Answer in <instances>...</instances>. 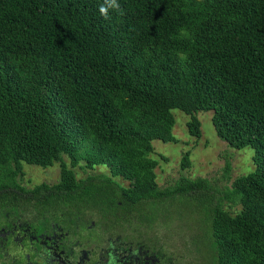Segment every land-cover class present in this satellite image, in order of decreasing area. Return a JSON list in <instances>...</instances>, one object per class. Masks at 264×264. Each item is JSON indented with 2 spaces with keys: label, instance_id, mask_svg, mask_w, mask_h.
I'll use <instances>...</instances> for the list:
<instances>
[{
  "label": "trees",
  "instance_id": "16d2710c",
  "mask_svg": "<svg viewBox=\"0 0 264 264\" xmlns=\"http://www.w3.org/2000/svg\"><path fill=\"white\" fill-rule=\"evenodd\" d=\"M104 2L0 0V219L92 210L109 228L134 213L150 227L172 202L203 227L207 264H264V0H117L108 18ZM172 110L196 140L197 113L212 111L254 169L230 186L180 176L160 188L150 155L175 141ZM23 163H58L59 181L27 189ZM95 166L109 174L74 172Z\"/></svg>",
  "mask_w": 264,
  "mask_h": 264
},
{
  "label": "rangeland",
  "instance_id": "374dc122",
  "mask_svg": "<svg viewBox=\"0 0 264 264\" xmlns=\"http://www.w3.org/2000/svg\"><path fill=\"white\" fill-rule=\"evenodd\" d=\"M172 113L175 120L172 135L175 141L168 143L161 141L152 142L154 151L150 157L157 161V166L153 171L156 176L155 182L160 188L172 185L180 176H186L191 179L198 177L209 179L210 182H214L218 187L223 185L230 186L235 178L245 175L254 169L253 153L250 148L235 150L217 137L211 122L212 111L199 112L196 115L201 129V137L198 140L188 134L186 123L189 117L178 110H172ZM185 153L189 154L190 167L182 170L180 168L181 159ZM65 162H68L66 158ZM226 164H229L230 167L227 175L228 179L224 175ZM22 171L24 175L18 178L19 183L27 189L42 183L52 185L59 181L60 166L58 163L46 168L23 163ZM74 172L77 178H84L87 175L109 174L106 166H95L89 170L75 168ZM113 179L122 186H128L129 184L128 181L120 177ZM225 205V209L231 211L232 214L240 209L238 206L230 208L227 207V204ZM96 212L92 210L90 212L86 211L83 223L86 221L88 223L94 222L95 229L98 230V223L102 220L97 221L98 214ZM135 214L137 213L130 217L131 220L129 222L114 223L112 225L113 228H110V231L105 235L100 233L98 235V232L95 231L94 236L97 237H94L93 243L90 242V238L92 239L93 237L88 238L86 230L82 231L77 228L78 226L69 227L73 231L69 237L73 242L77 241L82 245V248L88 251L93 250V252H97L110 238L115 243H120L116 242L117 239L122 241V245H125V247L129 245L137 247V244H143L149 250H156L159 253V257L164 258V264H207V251L201 243L203 227L195 223V219L189 213V209L177 207V204L172 202H162L154 210V224L150 227H146L147 224L145 222L140 223L142 221L135 218ZM147 214V217L151 218L153 216L149 212ZM33 216V213L30 212L23 213L21 219L29 224L34 221ZM51 217L59 218L61 215L56 214L54 216V213H52ZM196 217H199V215H196ZM1 221L7 222V220L0 219V225ZM36 221L37 223L33 224V227L42 226L41 221ZM58 222H60L59 219ZM63 227L65 228V226ZM10 248L11 252H17L14 245ZM0 264H12V262L2 256Z\"/></svg>",
  "mask_w": 264,
  "mask_h": 264
},
{
  "label": "flooded vegetation",
  "instance_id": "af4514ba",
  "mask_svg": "<svg viewBox=\"0 0 264 264\" xmlns=\"http://www.w3.org/2000/svg\"><path fill=\"white\" fill-rule=\"evenodd\" d=\"M33 220L29 224L23 222L21 217L10 218L7 222L1 221L0 258L3 256L12 264H164L163 257L160 258L159 254L153 255L155 251L147 249L143 244L125 247L122 241L115 243L107 237L109 239L106 244L93 252L82 248V245L77 241L73 242L69 237L73 233L69 227L78 226V229L86 230L88 238L93 237L90 238L93 243L94 237H97L94 236L95 231L98 235H105L110 231L105 223L99 222L97 230L94 222L83 223V219L76 222L64 221L62 215L59 218L33 216ZM36 220L41 221L42 226L33 227ZM12 245L19 254L11 252Z\"/></svg>",
  "mask_w": 264,
  "mask_h": 264
},
{
  "label": "clouds",
  "instance_id": "9594fccd",
  "mask_svg": "<svg viewBox=\"0 0 264 264\" xmlns=\"http://www.w3.org/2000/svg\"><path fill=\"white\" fill-rule=\"evenodd\" d=\"M120 5L117 3V0H105L104 4L100 7V13L108 18L109 9L119 10Z\"/></svg>",
  "mask_w": 264,
  "mask_h": 264
}]
</instances>
